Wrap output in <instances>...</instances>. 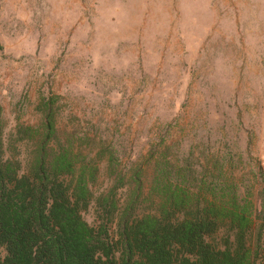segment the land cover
Listing matches in <instances>:
<instances>
[{
	"label": "rangeland",
	"instance_id": "1",
	"mask_svg": "<svg viewBox=\"0 0 264 264\" xmlns=\"http://www.w3.org/2000/svg\"><path fill=\"white\" fill-rule=\"evenodd\" d=\"M48 99L58 140L74 135L98 169L81 212L90 227L105 222L103 198L112 238L127 209L157 215L158 165L200 206L234 187L246 238L264 248V0H0L3 159L29 158L34 143L15 133L40 126Z\"/></svg>",
	"mask_w": 264,
	"mask_h": 264
},
{
	"label": "trees",
	"instance_id": "2",
	"mask_svg": "<svg viewBox=\"0 0 264 264\" xmlns=\"http://www.w3.org/2000/svg\"><path fill=\"white\" fill-rule=\"evenodd\" d=\"M52 104V99L42 103L39 127H17V142L34 143L25 161L3 159L0 138V264L264 263L259 238L254 243L246 238L250 209L246 200L238 205L234 187L209 189L212 200L203 199L200 206L197 196L171 184L170 173L158 165L152 186L162 197L157 215L132 218L127 209L112 238L107 223L115 202L103 198L98 205L105 222L90 227L81 212L89 206L88 185L98 169L74 153V135L64 143L58 140ZM105 153L108 166L115 167L114 153ZM226 221L233 238L227 236L218 245L211 237Z\"/></svg>",
	"mask_w": 264,
	"mask_h": 264
}]
</instances>
